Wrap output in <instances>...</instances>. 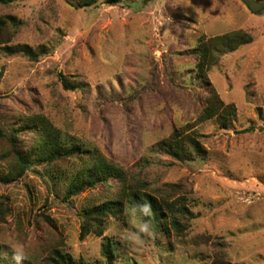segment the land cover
<instances>
[{"label": "rangeland", "instance_id": "rangeland-1", "mask_svg": "<svg viewBox=\"0 0 264 264\" xmlns=\"http://www.w3.org/2000/svg\"><path fill=\"white\" fill-rule=\"evenodd\" d=\"M0 15L22 21L8 45L48 50L37 60L0 50L5 135L16 132L18 147L29 148L37 135L22 129L24 121L43 115L152 194L186 198L195 216L177 236L124 203L104 220L101 236L80 238L83 209L116 197L120 183L110 179L66 199L61 173L75 171L73 158L28 166L17 181L4 182L15 154L0 136V264H17L18 254L20 264H48L54 249L107 264L104 236L117 243L111 264H264V0H101L87 8L18 0L0 4ZM235 30L251 41L198 78L199 39ZM59 74L79 86L65 90ZM212 91L236 107L227 129L198 121ZM186 125L199 134L200 156L180 161L156 148ZM143 222L149 232L140 231Z\"/></svg>", "mask_w": 264, "mask_h": 264}, {"label": "trees", "instance_id": "trees-1", "mask_svg": "<svg viewBox=\"0 0 264 264\" xmlns=\"http://www.w3.org/2000/svg\"><path fill=\"white\" fill-rule=\"evenodd\" d=\"M18 0H0V4L9 5ZM101 0H70L76 8H87L97 4ZM115 2L118 0H110ZM22 21L12 15H0V50L7 55L21 54L30 60H37L48 53L45 46L32 48L27 44L8 45L12 33L21 25ZM10 29V30H9ZM251 41L250 36L242 31L235 30L217 35L214 37L202 36L198 45L194 49L196 55V75L198 78H206L207 70L215 63L219 57L236 50L239 46ZM61 84L65 90H75L79 85L70 80L66 75L59 74ZM236 117V107L232 103L225 104L212 91L207 98L206 105L202 109L198 121L214 119L218 126L227 129ZM24 121V128L35 130L37 140L29 148H19V140L16 132L6 136L0 128V136L6 137L11 151L15 154V162L8 171L1 177L4 182L17 181L24 175L28 166L47 163L64 159H78L79 166L70 174L63 171L61 177L66 179L65 198L68 199L87 189L95 188L98 183H106L110 179H115L120 183V190L116 197L104 200L103 202L87 206L81 212L82 230L80 238L89 233L101 236L103 233L104 220L108 216H113L124 203L134 205L139 209L140 205L149 204L152 209L150 216L142 219L151 221L156 227L165 231L168 227L175 231L176 235L184 234L188 224L194 218L186 198L168 200L166 197L156 196L146 190V184L129 176L121 167L107 161L98 151L84 148L75 139L69 138L58 128H56L45 116L34 115ZM189 125L173 130L166 138H162L156 143V148L164 151L171 158L180 161H189L193 157L200 156L203 147L198 139L199 134L188 129ZM51 173V170H48ZM59 178L56 173L50 174ZM140 211V210H139ZM6 212L5 202L0 201V223ZM115 243L110 237L104 236L101 245V254L107 264H111L118 257ZM117 244V243H116ZM2 249L0 248V262L2 259ZM48 264H91L82 259H74L69 253L54 249L51 256L47 257Z\"/></svg>", "mask_w": 264, "mask_h": 264}, {"label": "clouds", "instance_id": "clouds-1", "mask_svg": "<svg viewBox=\"0 0 264 264\" xmlns=\"http://www.w3.org/2000/svg\"><path fill=\"white\" fill-rule=\"evenodd\" d=\"M140 212L144 216H150L152 214V209L149 204H143L139 206ZM141 232H149L150 231V224L148 222H143L139 226ZM15 259L17 261V264H20V261L24 259L22 254H18L15 256Z\"/></svg>", "mask_w": 264, "mask_h": 264}]
</instances>
